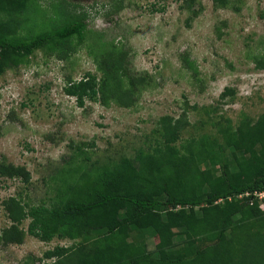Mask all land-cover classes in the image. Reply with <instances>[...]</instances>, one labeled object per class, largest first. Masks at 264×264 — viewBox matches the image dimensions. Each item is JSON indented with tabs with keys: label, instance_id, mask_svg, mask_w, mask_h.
I'll return each instance as SVG.
<instances>
[{
	"label": "rangeland",
	"instance_id": "rangeland-1",
	"mask_svg": "<svg viewBox=\"0 0 264 264\" xmlns=\"http://www.w3.org/2000/svg\"><path fill=\"white\" fill-rule=\"evenodd\" d=\"M33 2L42 13L20 16L18 38L76 16H83L87 30L82 42L73 36L55 50L37 49L0 74V162L23 165L31 174L28 183L0 175V233L10 224L4 199L16 196L27 208L50 205L60 170L75 166L79 172L150 150L160 138L161 116L185 119L177 146L214 136L218 120L235 126L264 112V69L255 62L264 56V0H228L223 7L196 0L190 9L183 0ZM110 71H123L121 82L112 78L81 106L64 92L68 80L87 72L100 80ZM227 87L232 93L221 97ZM125 92L129 104L121 105ZM156 241L148 240L149 247ZM75 242L26 235L21 244L0 245V264H44L51 260L46 250Z\"/></svg>",
	"mask_w": 264,
	"mask_h": 264
},
{
	"label": "trees",
	"instance_id": "trees-1",
	"mask_svg": "<svg viewBox=\"0 0 264 264\" xmlns=\"http://www.w3.org/2000/svg\"><path fill=\"white\" fill-rule=\"evenodd\" d=\"M33 1L0 0V74L37 49L55 50L73 36L82 42L86 35L85 19L76 16L18 38L20 16L32 9L36 16L42 13ZM195 2L183 0V7L190 9ZM212 2L223 7L228 0ZM255 62L264 69V56ZM122 74L110 71L98 80L87 72L68 80L64 92L81 106L112 78L119 84ZM231 93L224 88L221 97ZM125 96L118 98L119 104H129ZM184 120L161 116L160 138L134 158L79 172L75 166L60 170L50 205L27 208L16 196L4 199L10 224L0 233V245L21 244L26 235L77 241L46 250L44 257L51 260L44 264H264V203L255 194L264 190V112L235 126L218 120L214 136L174 146ZM0 175L24 183L31 178L25 166L5 162H0ZM28 217L24 229L21 224ZM153 237L157 241L150 248Z\"/></svg>",
	"mask_w": 264,
	"mask_h": 264
},
{
	"label": "built area",
	"instance_id": "built-area-1",
	"mask_svg": "<svg viewBox=\"0 0 264 264\" xmlns=\"http://www.w3.org/2000/svg\"><path fill=\"white\" fill-rule=\"evenodd\" d=\"M255 194H256L257 197L258 196L264 197V190L263 191H259V192H255Z\"/></svg>",
	"mask_w": 264,
	"mask_h": 264
}]
</instances>
